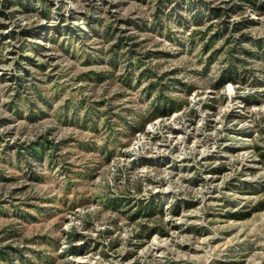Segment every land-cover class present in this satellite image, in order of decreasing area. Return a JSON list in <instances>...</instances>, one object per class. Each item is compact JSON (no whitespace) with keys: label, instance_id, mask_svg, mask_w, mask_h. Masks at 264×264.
<instances>
[{"label":"rangeland","instance_id":"1","mask_svg":"<svg viewBox=\"0 0 264 264\" xmlns=\"http://www.w3.org/2000/svg\"><path fill=\"white\" fill-rule=\"evenodd\" d=\"M258 40L264 0H0V264H264Z\"/></svg>","mask_w":264,"mask_h":264},{"label":"trees","instance_id":"2","mask_svg":"<svg viewBox=\"0 0 264 264\" xmlns=\"http://www.w3.org/2000/svg\"><path fill=\"white\" fill-rule=\"evenodd\" d=\"M213 15L214 16H217L218 14L217 13H213ZM242 25H243V23H236L235 26H234V30L240 31ZM225 28L226 27H224V29ZM261 43H262V41L258 40L255 45L258 46L260 49H262V51L264 52V44H261ZM233 52H234V50L232 51V53ZM242 52L244 54H246V55H251L250 52H245V51H242ZM236 71L237 70H236V68H235L234 65H232V64L228 65V68L223 73L224 74L223 78L226 77L227 81H231V82L232 81H235V77L237 75L236 74ZM223 78H222V81H224ZM261 157L264 158V154H262ZM150 205H152V202H151ZM153 207L154 206H150V207L147 208L146 206H143V203L142 202H139V210L134 214L133 217L139 216L140 211H145L146 209H149L150 213L148 215H151L152 212H154V210H155Z\"/></svg>","mask_w":264,"mask_h":264}]
</instances>
